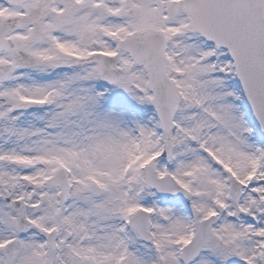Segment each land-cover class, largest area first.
<instances>
[{"label": "snow or ice", "instance_id": "6c2138e0", "mask_svg": "<svg viewBox=\"0 0 264 264\" xmlns=\"http://www.w3.org/2000/svg\"><path fill=\"white\" fill-rule=\"evenodd\" d=\"M0 264H264V0H0Z\"/></svg>", "mask_w": 264, "mask_h": 264}]
</instances>
